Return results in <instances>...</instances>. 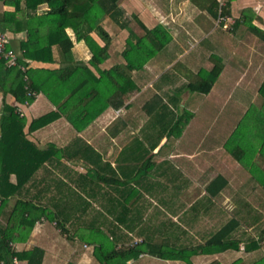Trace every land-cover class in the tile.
Listing matches in <instances>:
<instances>
[{"label": "crops", "instance_id": "0c3cea01", "mask_svg": "<svg viewBox=\"0 0 264 264\" xmlns=\"http://www.w3.org/2000/svg\"><path fill=\"white\" fill-rule=\"evenodd\" d=\"M211 1L192 0V7L180 9L171 4L170 11L169 5L165 9L156 0H120L127 17L137 16L149 30L161 25L172 40L142 69L131 72L137 89L128 96L115 92L106 99L112 101L107 109L88 124L86 119L100 106L70 104L63 112L43 93L32 103H20L0 90V138L5 106L16 107L26 118L27 140L40 151L32 155L34 164L44 160L8 198L0 216V224L6 225L18 200L32 204V217L40 215L17 249L41 248L43 264H103L97 253L103 256L141 243L153 253L140 254L127 264H264V137L255 135L264 133L260 121L264 106L251 114L252 107L236 105L248 95L245 78L259 75L264 82V38L243 24L252 22L264 31V0L231 2V17L241 20L232 33H225L222 26L207 33V22L215 21L207 8ZM48 10L43 4L37 13ZM8 13H16V19L27 25V14L0 0V32L8 36L9 49L17 55V65L8 67L25 70L20 64L25 62L29 69L57 72L84 63L100 77L90 64L88 47L70 30L73 58L65 60L55 45L53 62L27 59L23 44L35 41L39 28L30 24L13 32L17 25ZM135 24L131 29L142 36L140 31H145ZM103 25L112 39L99 69L125 67L129 31L110 18ZM217 64L222 71L208 94L188 88L199 80L200 72ZM2 72L6 84L10 76ZM79 78L72 77L65 93L76 89ZM120 100L123 105L114 107ZM244 111L250 116L241 117ZM39 119L50 121L32 125ZM239 127L243 135L233 138ZM243 145L248 150L245 165L231 153ZM25 158L28 164L18 170L22 175L34 166L30 157ZM217 178L226 185L213 195L210 189L217 190L224 182L211 188ZM10 183L18 184L16 173L10 175ZM213 239L224 240L227 249L211 246L210 252H192Z\"/></svg>", "mask_w": 264, "mask_h": 264}, {"label": "trees", "instance_id": "16d2710c", "mask_svg": "<svg viewBox=\"0 0 264 264\" xmlns=\"http://www.w3.org/2000/svg\"><path fill=\"white\" fill-rule=\"evenodd\" d=\"M10 5L16 7L17 12L27 14L25 21L27 25H23L21 19H16L17 14H6L13 18L16 28L12 31L26 30L30 24H36L39 28V37L33 42L23 44L24 55L27 59L43 62H53L54 55L52 47L57 45L61 56L65 60L73 58L74 40L68 30L72 31L74 39L77 42L83 41L91 53L90 64L97 68L100 77L94 76L89 67L84 63H78L73 66L70 64L57 72L49 70H34L28 68L25 62H20L25 70L19 67H8L6 59L0 58V90L4 94L14 95L20 103H32L35 95L45 94L53 104L59 107L60 110L70 104L84 105L88 108L100 106L98 110L91 114L89 119H86L88 124L99 117L112 101L106 102V99L113 98L115 92L122 95H129L131 91L137 89L132 80L131 72L142 69L146 63L153 58L158 52L162 51L172 40L170 33L161 25L153 30L147 27L139 20L137 16L127 17L125 10L120 6V0H4ZM227 0L226 5L220 7L218 0H212L207 7L211 15L217 20L221 14L223 17H231V2ZM47 4L49 10L41 15H38L39 6ZM24 5V9H23ZM106 18H110L121 29L129 31V37L126 40V49L123 56L127 61L124 67L116 66L110 70H100L99 65L103 63L108 56V49L111 45V35L103 25ZM11 21V19H9ZM24 20V19H23ZM133 21L137 22L145 31L144 35L139 36L131 29ZM241 24L240 18H237L232 25V28H237ZM247 29L254 35L264 38V31L256 27L252 22H245ZM9 49V45H8ZM9 77L7 83L1 77V73ZM222 71V66L217 64L211 71L200 72L199 80L190 83L188 88L192 92L208 94L216 79ZM11 74V75H10ZM79 76L76 89L65 93L66 84H69L72 77ZM94 85L91 86V81ZM58 84H55V83ZM61 85L63 88L60 89ZM88 86L90 88H88ZM88 88V90H87ZM61 90V91H60ZM260 95L264 99V82L259 89ZM30 94V95H29ZM124 103L123 100L114 103V107H120ZM63 111V110H62ZM64 112V111H63ZM89 113L91 111H88ZM71 119L75 124L76 120ZM46 119L34 121L32 125L39 127L44 124ZM259 120V118H258ZM260 121H264V113L261 114ZM26 118L17 113V108L6 105L1 119L2 136L0 138V216L4 211V204L8 198L16 193V190L29 179L30 173H34L44 160L37 161L35 157L38 155L39 149L27 140L24 134V126ZM242 127L237 128L233 134V138L243 135ZM256 136L264 137L263 131L257 132ZM20 139V141H19ZM264 142V140H263ZM25 146V147H23ZM262 153L264 152V143H262ZM233 157L241 163H245L248 155L247 148L243 145L231 151ZM30 157L34 166L28 175H22L19 169L25 168ZM30 159V160H31ZM245 165V164H244ZM12 167V168H11ZM18 167V168H17ZM16 173L18 184L10 183V175ZM224 182H223V181ZM218 181L223 184L217 190L210 189L213 195H217L226 185L223 178H217L213 181L212 186ZM9 186V190H8ZM32 204L18 200L11 211L9 221L6 225L0 224V264H18L17 261H27L28 264H43L45 252L39 247H34L31 250H22L16 248L18 243L23 242L31 234L33 227L36 224L37 218L40 215L32 217ZM35 211H38L35 209ZM45 214V211H42ZM223 236H226L225 233ZM210 240L201 248L192 252H210L211 246H219V248L227 249L224 240ZM103 251V250H102ZM148 251V252H146ZM143 253H153L151 247L145 248L141 243H137L133 247H128L125 250H111L97 257L103 264H127V262ZM74 264V263H70Z\"/></svg>", "mask_w": 264, "mask_h": 264}, {"label": "rangeland", "instance_id": "374dc122", "mask_svg": "<svg viewBox=\"0 0 264 264\" xmlns=\"http://www.w3.org/2000/svg\"><path fill=\"white\" fill-rule=\"evenodd\" d=\"M157 1V3H158V5H161V6H163L165 9H167V6L169 5L170 7H168V9H170V11L172 10V8H171V4H174V6H176V8H178V9H180V7L183 5H190L191 7L193 6L192 5V0H156ZM227 2V0H222V2ZM179 11V10H178ZM188 11V10H187ZM187 17H185V20H187L186 19ZM185 20H184V18H183V22H185ZM135 23H137V22H135V21H133V25L134 26H136V24ZM186 24V23H185ZM213 28H216V29H218V30H222V27L221 26H218L217 24H216V19H215V21H214V23H213V21H212V23H209V22H207V33H209L210 31H211V29H213ZM223 30H225V29H223ZM231 30H230V28L227 30H225L224 32L225 33H232V31L230 32ZM183 33H185V31H181V35H183ZM140 35H144V32H142V31H140V33H139ZM179 36H180V34H179ZM256 62H259L258 61V59H256L255 60ZM254 61V62H255ZM262 61V60H261ZM234 69H238L237 67L236 68H234ZM240 69V68H239ZM240 75V77L242 76L241 74H239ZM236 77H238L237 76V74H236ZM262 79H261V76H259V75H255V76H252V77H249V79H248V77L247 78H245L244 79V85L246 84L247 85V87H248V89H247V91H248V95H246V97H244V96H242V97H240L239 99H238V101H240V103L239 102H236V105L237 104H240V106H241V108L242 109H244V108H246V107H252L251 108V114H253V113H257L258 111H260V107H263L264 106V99H263V97L260 95V93L258 92V87L261 85V83H262V81H261ZM250 102H251V106L250 105H248V104H250ZM245 112L246 111H244V112H241L240 113V115H241V117L244 115L245 116V118H246V115L247 116H250V113H249V115L246 113L245 114ZM226 114H224V116H225ZM135 244V243H134ZM18 263H19V261H18ZM19 264H21V263H19Z\"/></svg>", "mask_w": 264, "mask_h": 264}, {"label": "built area", "instance_id": "2783aa9c", "mask_svg": "<svg viewBox=\"0 0 264 264\" xmlns=\"http://www.w3.org/2000/svg\"><path fill=\"white\" fill-rule=\"evenodd\" d=\"M220 7H223L226 5V2H222V0H218ZM234 24V20L232 17H223L221 14L219 15V18L217 19V25L222 26L225 30L231 29L232 25ZM10 44V40L8 36L5 33L0 32V58L3 57L6 59L8 66H14L17 65V55L15 52L11 49H8V45ZM24 69V67H22ZM30 95V94H29ZM15 263H18L17 260H15Z\"/></svg>", "mask_w": 264, "mask_h": 264}]
</instances>
